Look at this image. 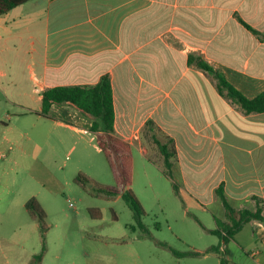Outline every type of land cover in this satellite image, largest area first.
<instances>
[{"label": "crops", "instance_id": "obj_1", "mask_svg": "<svg viewBox=\"0 0 264 264\" xmlns=\"http://www.w3.org/2000/svg\"><path fill=\"white\" fill-rule=\"evenodd\" d=\"M214 3L29 0L0 16V89L9 97L24 88L18 64L23 67L30 59L28 76L42 110L46 89L94 84L110 73L116 133L134 145L152 119L175 140L178 172L192 200L210 196L206 203H218L226 213L217 194L222 185L236 209L264 207V112L246 113L218 91L206 72L187 62L189 53L198 51L248 97L260 94L264 0ZM236 13L259 34L243 26ZM221 17L214 35L207 36L210 28L203 22L201 35L193 31L195 21ZM226 23L234 26V34L226 31ZM63 107L54 104L50 114L67 111ZM247 223L252 224L250 237H241ZM232 239L242 250L250 247V255L264 264V223L250 220ZM226 249L229 260L233 251Z\"/></svg>", "mask_w": 264, "mask_h": 264}, {"label": "rangeland", "instance_id": "obj_2", "mask_svg": "<svg viewBox=\"0 0 264 264\" xmlns=\"http://www.w3.org/2000/svg\"><path fill=\"white\" fill-rule=\"evenodd\" d=\"M202 22L212 36L224 21H195L197 35ZM225 29L234 34L233 25L226 23ZM30 61L18 64L24 88L9 97L0 89V264H31L39 253L40 264H220L228 255L224 247L210 251L221 243L212 230L224 228L228 212L218 203H206L210 196L192 200L179 164L174 158L168 169L154 141L156 135L166 142V136L148 128L141 142L132 144L128 187L144 209L139 219L123 197L128 187L120 186L117 195L106 190L117 185L119 159L113 154V167L100 133L91 130L93 117L70 103L55 116L41 114L28 76ZM33 197L44 211L43 221L27 207ZM251 223L241 237H250ZM228 243L222 240L233 251L230 264H258L250 247L242 250L232 238Z\"/></svg>", "mask_w": 264, "mask_h": 264}, {"label": "trees", "instance_id": "obj_3", "mask_svg": "<svg viewBox=\"0 0 264 264\" xmlns=\"http://www.w3.org/2000/svg\"><path fill=\"white\" fill-rule=\"evenodd\" d=\"M27 1L29 0H0V16ZM236 17L248 30L259 34V31L248 21L243 19L238 13H236ZM187 62L189 66H195L207 74H211L216 80L218 91L227 99L231 100V102L238 104L246 113L264 112V90L255 97H248L228 79L223 69L216 67L205 57L204 54L198 51L190 52ZM64 103L73 104L93 117L91 130L100 133L99 143L103 150L107 153L113 167L116 166L113 160V154L118 157L119 171L116 179L117 185L109 187L106 190L109 194H120V186L123 185L126 188L132 183V143L119 138L116 133V109L111 74H103L100 80L94 84L57 85L46 89L43 92L41 114H44L45 116H52L50 114L52 106L54 104ZM148 128L153 132L155 130H159L152 119L147 122L145 130ZM163 134L168 139L166 142H163L161 139L156 137V135L154 136V141L164 156L166 166L168 169L172 170L174 164L173 159L175 158L176 160L177 158L175 140L171 136L165 133ZM175 186H177V184ZM217 194L223 202L230 219L229 222H223V229L216 228L212 230L213 233L220 236L221 243L219 245L212 246L210 251L220 252L224 247V251L227 252L228 255L229 252L226 249V246H222V240L225 244H227L230 238H234L236 233L242 229L244 224L251 219H257L264 222V207L259 204L256 210L249 208L240 210L236 209L227 197L222 185L217 188ZM123 197L135 209L137 217L140 219L144 209L131 187L124 190ZM38 204L37 199L33 197L28 201L27 207L34 216H39V218L43 221L44 211L40 209ZM37 208H39L41 212H39ZM42 260L43 253L36 254L31 264H40ZM220 264H230L228 257H224Z\"/></svg>", "mask_w": 264, "mask_h": 264}, {"label": "bare ground", "instance_id": "obj_4", "mask_svg": "<svg viewBox=\"0 0 264 264\" xmlns=\"http://www.w3.org/2000/svg\"><path fill=\"white\" fill-rule=\"evenodd\" d=\"M55 110V109H54ZM71 110V109H70ZM60 113H61V111H60ZM79 115V114H78ZM68 116V115H67Z\"/></svg>", "mask_w": 264, "mask_h": 264}]
</instances>
